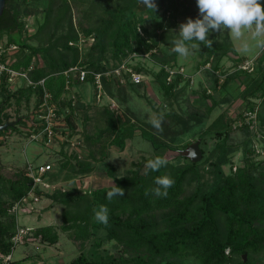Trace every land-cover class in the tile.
Returning <instances> with one entry per match:
<instances>
[{
	"label": "trees",
	"instance_id": "16d2710c",
	"mask_svg": "<svg viewBox=\"0 0 264 264\" xmlns=\"http://www.w3.org/2000/svg\"><path fill=\"white\" fill-rule=\"evenodd\" d=\"M11 1L5 0L0 15V36L6 33L8 43H16L22 47L23 51L16 55L17 61H14L12 66L25 68L33 56L44 54L45 65H38L30 75L35 80L46 78L47 89L52 94L53 101L60 106L59 113L68 109L65 113L67 122H70L69 116L76 106V100L69 98L65 102L63 94L66 92V76L62 71L72 65L79 64L86 69L104 72L116 67L133 52L137 54L150 52V58L159 66L154 74L164 96L170 98L174 95L175 87L185 80L179 73H175L167 80L168 72L164 66L181 67L177 63L178 54L172 51L174 47L172 41L179 38L181 24L178 22L179 17L184 16L185 22L190 18L189 11L195 0H154L157 5L155 12L140 5L138 0H94L90 10L98 9L102 12L98 25L93 27L74 26L69 13L70 6L65 1L62 13H57L53 32L48 35L46 44L39 47L28 44V39L38 37L46 30L54 14L57 0L48 1L43 22L37 26L33 34L27 35V38L22 37V33L26 31V23L22 21L19 9L10 6ZM61 23H65V31L57 33L58 25ZM175 27L177 31H174ZM78 33L92 37V43L86 52L81 53L78 47L69 44V41L78 39ZM164 46L171 49H164ZM25 48L28 53L24 52ZM107 54L113 61L110 65L107 63ZM200 54L205 57L199 62L198 67L205 63L210 64L213 90L225 87L227 92L230 81L243 77L244 83L241 84L243 88L239 93L242 100L251 95L260 98L259 105L250 99L246 100L244 110L235 119V122L239 121L240 129L248 131L252 126L251 118L247 117L248 122H245L249 112H254L259 125H264L263 69L260 72L257 68L254 75L248 70L239 69L237 66L245 57L238 55L230 39L221 41L214 39L211 48L203 44ZM225 55H233L236 66L231 72L219 73L221 58ZM261 59H264V55ZM132 67L136 72H146L143 64L135 63ZM216 72L223 76L222 80L215 74ZM101 79L105 89V85L112 78L110 75H103ZM82 83L93 85L91 75H87ZM132 84L136 83L130 82L127 76L123 85ZM141 84L142 82L136 85ZM73 85L77 86L80 83ZM33 90L32 87H22L11 91L1 83L0 94L4 95V101L0 102V113L12 97H15L17 103L22 97L29 100ZM200 90L203 101L211 100L205 109L210 113L218 101L212 99L211 92H207V89ZM157 112V115L164 113L162 131L153 128L149 121L142 123L145 127L138 128L130 122H127V126H119L111 119L108 122V131L113 134L111 143L123 149L125 139L132 138L135 131H139L143 138L153 143L157 151L144 159L146 163L155 156L166 158L167 151H179L163 140L169 133H174L171 137L173 140L180 138V134H177L179 132H170L174 126L179 125L182 132L188 133L187 119L194 120V125H200L203 121V116L195 112L188 113L187 119L172 111L165 112L164 108ZM167 117H170L168 121ZM222 117L224 116L219 114L199 133V138H202V134L209 130L218 139L214 148L216 152L206 157L201 156L202 160L199 162H193L185 157L187 163L174 164L166 158L168 160L166 166L156 172L147 170L146 175V169L142 170V163L135 165L134 169L128 170L127 174L122 176H116L114 167L109 166L108 174L115 178L116 186L124 189L123 196L107 199V192L111 191L112 185L93 188L84 193L80 190L75 194L62 192L59 196L38 191L41 196L59 197L55 200H59L63 205L62 222L59 225L62 232H69L73 239L81 244L89 238L88 246L82 248L68 264H185V261L193 264H264V162L263 160L255 162L254 146L244 142V145L248 144L244 148L246 154L244 164L232 169L233 164L229 158L231 150L226 140L234 119L225 117L226 119L220 122ZM24 118H28V115ZM5 121H9L8 118L0 120V124ZM70 125L75 127L73 124ZM188 145H183L182 148ZM200 149L203 154V149L201 147ZM106 156L107 153L102 155L101 160ZM229 162L230 171L224 173L222 166ZM67 164L68 159L60 165V171H63ZM72 168L75 170L74 173L90 171L89 166L84 163H72ZM204 170L212 176L211 179L204 177ZM165 174L170 175L174 184L167 190L166 197H158L150 190L158 187L154 183L155 178ZM56 177L57 175H52L49 182L53 183ZM30 186V179L24 167L16 170L10 177L0 173V264H3L2 258L12 254L15 248L12 237L17 223L11 206L29 191ZM146 190H149L148 195H145ZM2 195H6V198L3 199ZM101 205L108 208L107 225L98 222L94 217V210H98ZM100 231L104 234L101 235ZM29 236L49 245L58 241V231L53 225L36 227L25 236V241ZM104 240H114L127 255L121 254L116 257L108 253L101 248ZM11 263L17 261L12 260Z\"/></svg>",
	"mask_w": 264,
	"mask_h": 264
},
{
	"label": "rangeland",
	"instance_id": "374dc122",
	"mask_svg": "<svg viewBox=\"0 0 264 264\" xmlns=\"http://www.w3.org/2000/svg\"><path fill=\"white\" fill-rule=\"evenodd\" d=\"M48 1H11L10 6L19 9L22 21L27 23L30 30L28 32L25 29L26 31L22 33L23 38H27V35L33 34L37 26L43 22ZM65 1L70 6L69 13L71 14L74 26L93 27L98 25V19L102 11L98 9L94 10L95 12L90 10V5L94 0H57L54 14L48 27L38 37L28 39V44L38 47L46 44L48 35L53 32L55 20L62 11ZM260 2L264 5V0H260ZM179 9H181V6ZM189 16L193 20L199 17L196 0L191 5ZM178 22L185 23V17L180 16ZM65 27V23L59 24L57 33L64 32ZM174 31H177L176 27ZM0 38H7V34L3 33ZM208 39L212 41L214 39L219 41L230 39L239 56H244L245 60L254 62V69L250 71V74L254 75L257 68H259L260 72L262 69L264 71V59H261L264 55V49L253 47L252 51L244 52L241 41L234 40L226 29L221 30V32L211 31ZM248 39L252 43L250 36ZM192 43L199 44V41H193ZM202 45L203 43L199 44L197 49H192L190 55L187 57H181L178 54L177 63L185 70L188 76L185 77L186 82L185 80L181 81L175 87L173 91L174 95L170 98L164 96L162 93L160 84L154 74L159 66L151 58H137L133 61V63H140L145 67L146 72L141 73L143 76L141 85L132 84L124 86L116 78L111 77V81L105 85L106 88H103L100 98H96L95 87L89 83H82L79 86L72 85L70 90L63 94L65 102L71 97L70 95H74V99L76 100V106H73L74 108L69 116L70 122L65 120V113L68 112L66 108L63 116H61L65 122L63 123L61 120L57 137L52 139L49 145L38 141L29 142L24 133L30 123L24 117L30 116L35 96L32 94L29 100L22 97L19 103H17L15 97H12L8 104L3 106L4 109L0 113L1 121H4L6 118L9 121H17L14 125L15 127L12 126L0 132V173L5 177H10L16 170L25 167L27 162H50L54 167L50 174V179L52 175H57V177L56 179L54 178V181L50 180L53 183L50 182L51 186H47L46 190L43 191L46 194L54 193L57 196L61 195L60 193L62 192L75 194L80 190L84 193L93 188L112 185L115 182V178L109 176V166L112 165L114 167L113 171L116 176L127 174L128 170L134 169L135 165L140 163H142V170H145L146 163L144 159L152 156L157 151L154 149L153 143L143 138L138 133L139 131H135L134 136L127 139L124 149L120 150L111 143L113 134L108 131V122L113 119L119 126H127V122H130L138 128L145 127L142 123L148 122L150 117L157 114V111L163 108L165 112H175L182 115L181 117L184 119H187V114L191 112L203 116V121L200 125H194V120L187 119L190 130H188V133L182 132V127L179 125L170 129V132H179L177 133L180 134L178 140L171 138L174 133H169L167 136L162 134L164 136L163 140L166 143L179 149L177 152L167 151L165 153L166 158L172 163H187V159L185 158L186 147L182 148V146L191 144L197 139L200 140L199 146L203 149V157L216 152L214 148L218 140L217 137L209 132V130H207V133L202 134V138H199V133L208 127L219 114L224 116L220 122H223L226 119L225 117L231 120L234 119L226 140L231 150L229 158L233 164L232 169L235 166L244 164L246 156L244 148L248 146V144L244 145V142H249L254 146V161L263 160L264 162V125H259V120L254 112L247 114L249 116L252 115L251 119L253 120L251 122L252 126L248 131L240 129L238 126L239 121L235 122L238 114L244 110L243 106L246 100L250 99L251 102L259 105L260 98L251 95L247 99L242 100L239 93L243 88V85H241L244 83L243 77H240V80L230 81L228 86L229 91L227 92L225 87L213 90L211 88L213 85L211 70L202 68V66L198 67L199 62L205 57V55L201 56L200 54ZM163 48L171 49L166 46ZM106 56L107 63L109 65L112 64V59L108 54ZM38 57L39 55L36 56V59ZM233 58V55H225L221 58L219 73L220 71L221 73H228L234 70L236 65ZM42 60L46 61L44 54L42 55ZM221 77L223 78L222 75ZM200 89H207V92H211L212 99L218 101V104L210 113H207L205 109L207 105H210L211 100L203 101L200 96ZM3 99L4 95L1 96L0 94V102L4 101ZM169 118L167 117L166 121ZM245 118V122H248L247 116ZM70 124H73L75 127H71L72 125ZM88 136L92 138H88ZM105 153H107V156L101 160V156ZM67 159L68 164L63 171H60V165ZM200 160H202V157ZM72 163H84L89 166L90 171L87 173H74L73 171L75 170L72 168ZM222 169L224 173H228L230 171V162L223 165ZM203 174L205 178L211 179L212 177L206 170L203 171ZM2 198L5 199L6 195H2ZM57 198H52L50 195L41 196L36 204L31 205V210L28 211L29 207L24 205L16 213L17 224L27 229L29 233L36 227L53 225L58 231V241L49 245L29 236L26 239L28 243L25 244L24 242L26 241L23 238L22 243L17 244L12 251V259L13 261H17L14 264H68L82 248L88 246L89 238L81 244L78 240H74L69 232H62L60 230L59 225L62 222L61 212L63 205L59 200H55ZM100 233L101 235L104 234L103 231H100ZM101 248L116 257L121 254L127 255L114 240H104ZM185 264L193 263L185 261Z\"/></svg>",
	"mask_w": 264,
	"mask_h": 264
},
{
	"label": "built area",
	"instance_id": "2783aa9c",
	"mask_svg": "<svg viewBox=\"0 0 264 264\" xmlns=\"http://www.w3.org/2000/svg\"><path fill=\"white\" fill-rule=\"evenodd\" d=\"M25 29L29 32V28L27 23L25 24ZM141 32V29H138ZM36 30L33 31V33ZM92 43V37L83 36L78 33V39L69 41V44L72 46H76L79 48L81 53L86 52ZM22 50V47L16 43H8L7 38H0V84L2 83L9 90H16L22 87H32L33 95L35 96L34 104L31 110V114L26 121H29L26 131L24 133H28L27 139L29 142H43L46 145H49V142L52 141L55 137H57V132L59 130V126L61 125V120L63 123L65 122L61 116H63L64 112L59 113V104L53 101L52 94L48 91L46 86V78H40L35 80L31 77L30 73L38 67V65H45V61L42 60V54H39L38 59L36 56H33L28 63V65L23 68H15L12 66L14 61H17V54H19ZM27 48L24 49V52H27ZM137 58H150V52H146L144 54H137L133 52L127 56L121 63H119L116 67H113L110 70L99 72L90 69H86L84 66L75 64L70 66L68 69L62 71V74L66 76L65 80V88L66 90H70V87L75 83H82L85 81L87 75H91L92 83L95 87V96L96 98H100L103 93V85H102V76H111L116 78L121 84L126 82L127 76L128 80L133 83H140L143 76L140 72H136L132 65L134 60ZM239 69H244L248 71H252L254 69V62L251 60H244L239 63L237 66ZM165 70L168 72L167 80H169L175 73L182 74L184 77L188 75L185 73V70L182 67L179 68H170L168 66H164ZM202 68H208L212 71L210 64L205 63ZM219 76L221 75L216 72ZM222 80V77L220 78ZM246 114V113H245ZM248 118H251L252 115H247ZM24 121V118H23ZM25 171L27 177L30 179V189L29 191L18 199L11 206V212L14 214L16 223H17V215L18 210L20 211V207L28 206V211L31 210V205L36 204L39 201L38 191L46 190L47 186H51L49 182L50 174L53 170V165L50 162H27L25 165ZM44 192V191H43ZM27 229H24L23 226L16 225L15 234L12 237L13 247L17 244L22 243V239L25 238L27 233ZM228 252V249L226 250ZM12 254H7L4 256L3 264H12Z\"/></svg>",
	"mask_w": 264,
	"mask_h": 264
},
{
	"label": "clouds",
	"instance_id": "9594fccd",
	"mask_svg": "<svg viewBox=\"0 0 264 264\" xmlns=\"http://www.w3.org/2000/svg\"><path fill=\"white\" fill-rule=\"evenodd\" d=\"M140 5L156 11L157 5L154 0H138ZM199 9V17L193 20L188 18L185 23L179 25V38L172 41L173 52L181 57L190 55L192 49H197L199 41L208 48L212 47L213 41L208 39L211 31L221 32L227 30L234 40L241 41L244 52L252 51L253 47L264 49V5L260 0H196ZM252 43L249 42L248 37ZM164 113L154 114L149 123L158 131H162ZM168 164V160L161 156L148 159L145 164V175L147 170L159 171ZM154 183L158 185L150 191L158 197H166L167 190L174 184L170 175L165 174L155 178ZM149 194L146 190L145 195ZM124 189L112 184L111 191L107 192L106 198L111 200L114 196H123ZM95 219L107 225L108 208L101 205L94 210Z\"/></svg>",
	"mask_w": 264,
	"mask_h": 264
},
{
	"label": "water",
	"instance_id": "95a60500",
	"mask_svg": "<svg viewBox=\"0 0 264 264\" xmlns=\"http://www.w3.org/2000/svg\"><path fill=\"white\" fill-rule=\"evenodd\" d=\"M5 6V0H0V15L3 12ZM16 120L5 121L4 123L0 124V131L6 130L8 127H12L16 124ZM200 140L197 139L195 142L189 144L186 147V157L189 158L193 162H197L201 159L202 151L199 146ZM1 164V163H0ZM244 260L246 259L245 255L243 254Z\"/></svg>",
	"mask_w": 264,
	"mask_h": 264
},
{
	"label": "crops",
	"instance_id": "0c3cea01",
	"mask_svg": "<svg viewBox=\"0 0 264 264\" xmlns=\"http://www.w3.org/2000/svg\"><path fill=\"white\" fill-rule=\"evenodd\" d=\"M81 85V84H80ZM77 86H79V85H77ZM68 90H66V92H67ZM71 97L70 98H73L74 99V95H70ZM126 141H125V143L127 142V138L125 139ZM125 143H124V146H125ZM124 149V148H123ZM120 150H122V149H120ZM108 186H110V185H108ZM100 187H103V186H100Z\"/></svg>",
	"mask_w": 264,
	"mask_h": 264
},
{
	"label": "flooded vegetation",
	"instance_id": "af4514ba",
	"mask_svg": "<svg viewBox=\"0 0 264 264\" xmlns=\"http://www.w3.org/2000/svg\"><path fill=\"white\" fill-rule=\"evenodd\" d=\"M8 129V128H7Z\"/></svg>",
	"mask_w": 264,
	"mask_h": 264
}]
</instances>
